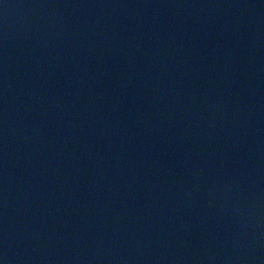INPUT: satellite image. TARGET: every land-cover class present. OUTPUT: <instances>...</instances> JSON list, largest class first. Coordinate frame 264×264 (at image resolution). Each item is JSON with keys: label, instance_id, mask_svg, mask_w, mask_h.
<instances>
[{"label": "water", "instance_id": "obj_1", "mask_svg": "<svg viewBox=\"0 0 264 264\" xmlns=\"http://www.w3.org/2000/svg\"><path fill=\"white\" fill-rule=\"evenodd\" d=\"M0 264H264V0H0Z\"/></svg>", "mask_w": 264, "mask_h": 264}]
</instances>
